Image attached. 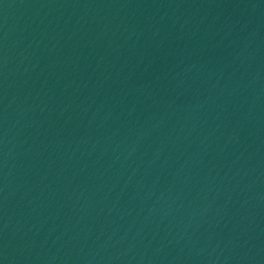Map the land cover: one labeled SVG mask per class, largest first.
<instances>
[{
    "label": "water",
    "instance_id": "obj_1",
    "mask_svg": "<svg viewBox=\"0 0 264 264\" xmlns=\"http://www.w3.org/2000/svg\"><path fill=\"white\" fill-rule=\"evenodd\" d=\"M0 264H264V0H0Z\"/></svg>",
    "mask_w": 264,
    "mask_h": 264
}]
</instances>
